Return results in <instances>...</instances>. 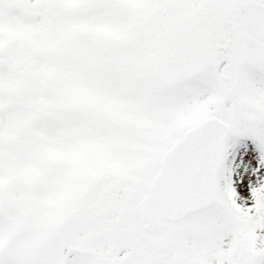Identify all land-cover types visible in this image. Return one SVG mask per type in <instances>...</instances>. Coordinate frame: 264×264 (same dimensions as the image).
Listing matches in <instances>:
<instances>
[{"label": "snow or ice", "instance_id": "obj_1", "mask_svg": "<svg viewBox=\"0 0 264 264\" xmlns=\"http://www.w3.org/2000/svg\"><path fill=\"white\" fill-rule=\"evenodd\" d=\"M0 264H264V0H0Z\"/></svg>", "mask_w": 264, "mask_h": 264}]
</instances>
